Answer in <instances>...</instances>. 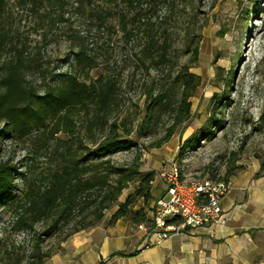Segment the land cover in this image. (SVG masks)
<instances>
[{"label":"trees","instance_id":"1","mask_svg":"<svg viewBox=\"0 0 264 264\" xmlns=\"http://www.w3.org/2000/svg\"><path fill=\"white\" fill-rule=\"evenodd\" d=\"M192 1L16 0L35 17L40 44L56 30L71 28L61 59L65 65L59 70L41 63L27 40L10 31L8 4L0 0V53H9L0 56V121L18 138L43 134V157H48L38 170L32 159L25 160L18 188L15 166L0 163V206L13 212L17 231L40 225L41 236H57L59 246L96 225L137 179L136 193L117 203L109 222L147 223L142 208L134 209L133 202L144 196L152 174L140 171L138 149L123 163L111 154L135 148L136 139L152 134L161 115L168 124L151 146L168 141L190 121L189 99L200 78L189 69L198 60L201 40L196 15L186 12ZM71 11L78 16L77 29L67 23ZM187 16L192 29L188 23L182 29L181 47L190 58L180 62L175 32ZM94 69L97 75L91 74ZM31 72L36 78L29 81ZM130 92L144 97L142 109L131 119L123 114L125 100L132 101ZM42 239L32 245L26 264H42L52 256L51 251H40Z\"/></svg>","mask_w":264,"mask_h":264},{"label":"rangeland","instance_id":"2","mask_svg":"<svg viewBox=\"0 0 264 264\" xmlns=\"http://www.w3.org/2000/svg\"><path fill=\"white\" fill-rule=\"evenodd\" d=\"M6 1L10 31H16L27 40L29 50L37 53L42 58L41 63H48L50 69L64 67L61 59H65L67 53L66 40L71 28L56 30L55 35H48L45 43L40 44L42 38L35 31L36 20L29 8L19 6L16 0ZM186 12L191 16L195 14L196 25L201 27L198 60L189 69L200 78L199 86L189 99L190 121L168 141L158 147L151 146L162 137L168 124L167 117L161 115L152 134L136 139L135 148L111 154L115 162L123 163L129 159L131 151L138 149L141 153L140 171L152 174L151 181L142 192L144 196L135 197L133 202L134 209L142 208L147 223L141 224V228L131 225L138 231L145 228L150 235L154 231L153 211L166 191L165 180L158 174L162 167L178 165L181 179L185 182L227 180L242 173H251L252 178L256 173L264 174L261 170L264 167V0H193L187 5ZM77 19L78 16L71 11L67 23L77 29ZM189 19L188 16L182 18L181 26L175 32L179 37L177 54L180 62L190 58L181 47L182 29L186 28ZM188 24L191 30V23ZM8 55L6 50L0 53L2 57ZM98 73V69L91 72L92 75ZM35 78L36 74L31 72L27 79ZM129 95L132 101L125 100L123 114L131 119L142 109L144 97L134 92ZM137 121L139 118L132 124ZM44 139L43 134L34 132L28 137L18 138L10 132L6 122L0 121V163L15 166L16 188L21 185L18 173L26 159H32L37 170L45 166L48 157H43ZM138 181L130 182L122 190L116 203L104 212L96 225L70 236L59 246L57 236H41L40 225L29 232L17 231L13 226V212L0 206V264H26L30 260L31 247L39 238H43L39 243L41 252L51 251L52 255L63 256L74 238L92 229L97 231L101 221L116 208L117 203L128 195H134ZM103 224L111 226L113 223L104 221ZM48 259L45 258L42 264Z\"/></svg>","mask_w":264,"mask_h":264},{"label":"crops","instance_id":"3","mask_svg":"<svg viewBox=\"0 0 264 264\" xmlns=\"http://www.w3.org/2000/svg\"><path fill=\"white\" fill-rule=\"evenodd\" d=\"M250 176L227 179L231 189L221 199L219 223L154 242L145 228L134 230L127 220L103 224L115 208L97 231L77 236L63 256L52 255L44 264H264V174Z\"/></svg>","mask_w":264,"mask_h":264},{"label":"built area","instance_id":"4","mask_svg":"<svg viewBox=\"0 0 264 264\" xmlns=\"http://www.w3.org/2000/svg\"><path fill=\"white\" fill-rule=\"evenodd\" d=\"M158 174L165 180L166 191L153 211L154 231L151 235L156 242L169 239L185 229L191 230L221 221V199L231 189L230 181L219 179L185 182L181 179L180 168L176 164L162 167Z\"/></svg>","mask_w":264,"mask_h":264}]
</instances>
